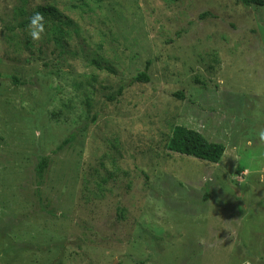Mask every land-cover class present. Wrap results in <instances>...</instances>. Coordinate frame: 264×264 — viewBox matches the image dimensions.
<instances>
[{
	"label": "rangeland",
	"instance_id": "obj_1",
	"mask_svg": "<svg viewBox=\"0 0 264 264\" xmlns=\"http://www.w3.org/2000/svg\"><path fill=\"white\" fill-rule=\"evenodd\" d=\"M0 73V264H264V6L0 0Z\"/></svg>",
	"mask_w": 264,
	"mask_h": 264
},
{
	"label": "trees",
	"instance_id": "obj_2",
	"mask_svg": "<svg viewBox=\"0 0 264 264\" xmlns=\"http://www.w3.org/2000/svg\"><path fill=\"white\" fill-rule=\"evenodd\" d=\"M247 6H264V0H240ZM34 12H40L45 19L51 18L52 20H57L63 18V14L55 7L52 6H40ZM33 12V13H34ZM33 13L28 17L26 22L23 24L24 26L29 25L30 17ZM151 62L147 61L145 69L139 72L136 76L128 81H124L121 84L116 97L117 100L121 97L128 87H131L136 82L149 83V68ZM109 71H113L112 68H107ZM3 78V75L0 73V80ZM174 96L185 98V95L182 91L175 92ZM71 142V138H66L62 144H60L57 148V151L64 149ZM168 149L170 151L180 153L187 156H193L198 159H203L210 161L212 163H218L226 150V147L221 142H213L209 141L202 133L197 130L187 128L183 125H177L170 137L168 143ZM49 167V158L44 157L38 167V173L40 177H43L47 168Z\"/></svg>",
	"mask_w": 264,
	"mask_h": 264
},
{
	"label": "clouds",
	"instance_id": "obj_3",
	"mask_svg": "<svg viewBox=\"0 0 264 264\" xmlns=\"http://www.w3.org/2000/svg\"><path fill=\"white\" fill-rule=\"evenodd\" d=\"M45 17L40 12H34L29 21V34L33 40H39L45 32ZM261 140H264V131L259 133Z\"/></svg>",
	"mask_w": 264,
	"mask_h": 264
}]
</instances>
